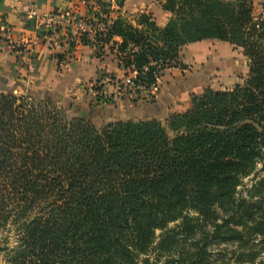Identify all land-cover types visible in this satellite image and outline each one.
Listing matches in <instances>:
<instances>
[{"label":"trees","instance_id":"1","mask_svg":"<svg viewBox=\"0 0 264 264\" xmlns=\"http://www.w3.org/2000/svg\"><path fill=\"white\" fill-rule=\"evenodd\" d=\"M96 2L75 18L90 23L79 39L87 44L89 33L94 55L111 54L121 75L102 70L89 105L112 102L103 77L122 98L153 102L162 73L182 66L181 47L207 39L241 47L248 76L192 94L163 121L101 128L53 100L0 90L4 264H209L220 243L253 264L247 245L264 241V172L244 178L264 160V14L250 0H163L161 26L150 12L132 21Z\"/></svg>","mask_w":264,"mask_h":264},{"label":"rangeland","instance_id":"2","mask_svg":"<svg viewBox=\"0 0 264 264\" xmlns=\"http://www.w3.org/2000/svg\"><path fill=\"white\" fill-rule=\"evenodd\" d=\"M103 1L105 5L107 3L106 8H109L112 14L120 11L115 7L111 8L110 0ZM250 1L255 14H264V0ZM117 2L115 1V4ZM156 2L157 4L162 3L163 0H156ZM123 16L128 18L125 14ZM136 16L137 14L131 15V18L128 19L134 21ZM165 18L166 16H163L159 22L163 24ZM113 60V58L107 59V62H111L110 66L112 64L113 66L106 72H114L113 74L119 77L121 74L112 70L114 69ZM179 60L182 66L170 67L158 78L155 87H153L155 94L153 102L138 101L133 103L125 97L122 98L123 96L116 91L115 86L108 84L106 78L103 77L102 80L105 82L104 94L105 96L113 95V100L107 104L89 105L90 98L94 99L95 95L92 89L94 79L103 70L98 68V65L102 67L103 64L96 63V60L87 65L88 68L98 71L95 76H90L89 79L86 76L71 79L66 76L67 73L66 75L63 74L65 68L74 71L82 67L81 64H76L70 59L64 63L50 60L44 71L45 75L42 74L39 67L29 69L23 61L15 63L18 65H15L16 70L11 65L6 64L0 66V90L12 92L15 95L29 94L37 98L53 100L58 105L63 106L68 115L72 117L84 116L95 127L101 128L110 122L119 120L158 119L163 121L170 114L184 111L189 107L192 94H198L207 87L231 89L236 83H242L249 73V60L243 49L232 43L216 39L202 40L181 47ZM50 63L52 64L50 65ZM66 64H68L67 67ZM53 67L59 76L53 74ZM76 95H81L78 100H76ZM80 111H83L84 114L81 115ZM263 172L264 160L258 162L252 173L244 178V184H251ZM4 235V232L0 233V244L4 240ZM12 244L13 236H9L8 245L11 246ZM247 248H251L252 253H256L253 264H264L263 240L258 238L248 244ZM242 251L234 243L212 244L210 245L209 264H238L236 262L237 257ZM0 264H4L2 255H0Z\"/></svg>","mask_w":264,"mask_h":264},{"label":"crops","instance_id":"3","mask_svg":"<svg viewBox=\"0 0 264 264\" xmlns=\"http://www.w3.org/2000/svg\"><path fill=\"white\" fill-rule=\"evenodd\" d=\"M115 1H118L117 4ZM110 2L112 3L111 8L115 7L120 10L113 14L110 12V16L113 17L117 14H125L131 18V15H136L141 11L150 12L161 26L169 17V14L161 9L160 2L158 5L156 0H110ZM98 8L97 2L93 0H0V66L7 64L16 70L18 66L16 62L23 61L29 69L39 67L45 75L44 71L50 60L64 63L70 59L76 64H81L82 67L74 71L65 68L63 74L67 73L66 76L71 79L85 76L89 79L90 76L96 75L97 69H90L87 65L96 60V63L103 64L102 67L98 65L100 70L108 71L113 66V64L110 66L111 62H107L108 58L109 60L112 58L111 54L96 57L90 34L86 35L87 44H82L79 39L82 32L73 25L76 17H88L91 10L95 11ZM31 10L36 11V16H28ZM44 16L51 17L53 26L48 27L43 23ZM163 16L166 18L161 24L159 21ZM42 30H50V34L40 35ZM70 41H73L74 46L68 49ZM12 42L20 43L22 49L17 53L9 51L7 45ZM56 54H63L65 61H58ZM113 61L114 69L112 70L121 74L116 67L115 60ZM52 71L54 75H58L54 67ZM80 96H77L76 100Z\"/></svg>","mask_w":264,"mask_h":264},{"label":"built area","instance_id":"4","mask_svg":"<svg viewBox=\"0 0 264 264\" xmlns=\"http://www.w3.org/2000/svg\"><path fill=\"white\" fill-rule=\"evenodd\" d=\"M28 16H29V17L36 16V11L31 10V11L28 13ZM42 21H43V23H44L46 26H48V27H49V26H53V21H52V19H51L50 16H44V17L42 18ZM73 25L76 27V29H78V30L81 31V32H84V31H86L87 29L90 30V23H89L88 21H85V19L74 20ZM97 27H98L99 29H103V24H102V23H98V24H97ZM52 40H53V38H52ZM7 46H8V50L11 51V52H15V53H17V52L20 50V48H19L20 43H18V42H12V43H9Z\"/></svg>","mask_w":264,"mask_h":264},{"label":"water","instance_id":"5","mask_svg":"<svg viewBox=\"0 0 264 264\" xmlns=\"http://www.w3.org/2000/svg\"><path fill=\"white\" fill-rule=\"evenodd\" d=\"M80 114L83 115L84 113L80 111Z\"/></svg>","mask_w":264,"mask_h":264}]
</instances>
